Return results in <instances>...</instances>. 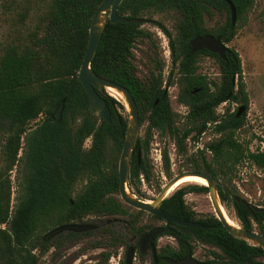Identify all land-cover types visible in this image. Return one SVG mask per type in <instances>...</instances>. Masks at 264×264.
Wrapping results in <instances>:
<instances>
[{
    "label": "trees",
    "instance_id": "trees-1",
    "mask_svg": "<svg viewBox=\"0 0 264 264\" xmlns=\"http://www.w3.org/2000/svg\"><path fill=\"white\" fill-rule=\"evenodd\" d=\"M103 1L0 0V136L4 138L0 264H40L51 244L58 248L65 237L76 235L66 233L44 242V234L57 226L80 223L87 216L121 217L125 235L113 226L104 229L109 240L95 264H107L118 244L163 222L125 205L119 198L117 166L127 126L123 104L104 90L98 92L110 110L111 122L106 124L90 112L88 97L77 82L89 27ZM230 1L236 9L235 25L228 5L220 0H123L119 16L152 21L167 37L170 70L166 79L164 60L156 50L152 33L134 22L106 24L90 69L126 87L136 102L140 126L146 123L129 166L128 188L133 194L149 199L141 191L142 182L153 187L156 195L162 187L154 179L148 159L154 133L168 136L177 155L185 156L187 140L198 142L201 130H211L212 138L196 150L202 163L191 161L187 167L219 181L223 185L217 187L219 198L225 207L231 203L241 227L264 236V212L250 213L242 203H249L248 198L241 194L235 180L240 164L248 163L264 172V150L250 151L248 142H240L236 136L245 125V114L237 116L238 109L248 105L241 59L233 48H228L225 59H221L206 50L192 53L190 47V41L198 35L211 34L224 44L233 40L237 22L254 0ZM215 11L225 13L226 21L208 29L204 19H211ZM143 41L155 49L149 54L148 73L140 76L133 52ZM201 55L215 60L219 78L209 80L198 72ZM173 86L176 92L172 101L166 87ZM62 101V117L57 123L51 116ZM173 103L184 107L186 113L178 114ZM225 103L241 106L234 112L226 108L223 114L218 113L217 108ZM32 123L35 129L28 140L24 177L12 208L10 173L20 161L21 138ZM89 138L90 146L85 149L83 145ZM162 171L170 179V158L165 150ZM245 191L256 195L249 188ZM259 191L262 195L256 206L264 209V180H259ZM207 192L206 186L187 185L161 203V209L169 215L209 228L172 224L170 233L163 236L171 237L176 246L162 247L157 253L158 264H167L165 258L177 260L193 255L199 246L206 250L199 264H264L261 248L230 236L214 214L196 218L187 207L185 195ZM99 245L97 242L95 247Z\"/></svg>",
    "mask_w": 264,
    "mask_h": 264
},
{
    "label": "rangeland",
    "instance_id": "rangeland-1",
    "mask_svg": "<svg viewBox=\"0 0 264 264\" xmlns=\"http://www.w3.org/2000/svg\"><path fill=\"white\" fill-rule=\"evenodd\" d=\"M225 21L226 14H220L219 12L215 11L213 17L208 19L206 24L209 28H214L219 24H223ZM168 25H170V23H168ZM141 27L151 32L153 35V39L157 47L156 50L164 60L165 65L163 77L166 79L167 73L170 70V60L169 57H163L162 55L159 29L156 28L152 21L144 23ZM225 45L228 48L235 49L241 59L243 81L245 82L246 92L248 95V105L242 112V114H245V125L236 133V136L240 142H248L250 151L264 150V0H254V4L250 10L237 22L235 37L230 43ZM153 49H155V47L153 48L148 41L138 43L134 49V64L136 65L138 74L140 76L146 75L148 73V68L151 67L149 54L153 52ZM198 67V72L205 75L209 80L219 78V71L213 58L201 55ZM166 90L173 101L176 88L174 86L169 88L166 87ZM123 101L120 102L125 105V101ZM240 106L241 105L237 103H225L217 108V112L223 114L226 108H228L230 112H234ZM173 107L174 110L178 112V114L184 115L186 113V109L182 106H176L175 103H173ZM127 114L128 113H125L124 116L126 117ZM30 128L31 129L28 130L21 138L22 149L18 153L20 161L17 165H15L14 169L10 173V179L12 183V208L16 204L15 198L19 191V182H21L20 180H23L24 177L23 167L28 153V140L31 133L34 132L35 124L32 123ZM145 128L146 123L140 126L139 138L143 137ZM202 132L199 134L200 138L198 139V142L187 140V153L185 156L177 155L174 145L168 136L159 137L158 134H153L148 152V159L153 169L154 179L159 180L162 186L167 182L168 179L162 171V162L160 165L156 161V150H160L161 152L164 150L167 151L170 158V178L183 171H195L187 167L188 162L196 161L198 163H202V159L200 155L197 154L196 150L198 147L201 148L206 141L212 138L211 130H206L204 133ZM3 140L4 138L0 136V165L2 163L1 151L3 149ZM90 143L91 140L89 138L85 141L84 148L87 149L90 146ZM235 180H238L237 188L241 194H243L245 198H248L249 203L256 206L257 201L262 195L261 191H259V180H264V172L258 170L254 166L249 165L248 163L240 164L237 166V177ZM187 185L198 184L189 183L181 186L180 188ZM246 188H249L253 193L256 192V195L253 196L251 193H247L245 191ZM128 191L132 195H135L129 188ZM141 191L145 194L146 198H149L145 199L146 201H151L150 198H154L156 196L153 187L148 186L144 182H142ZM185 201L187 207L195 212L196 218L213 214L212 206L207 194L188 193L185 195ZM225 209L231 218L237 223V225L241 226V223L236 217L231 203L228 204V207H225ZM161 225H163V222L162 224H157V226ZM94 238L95 236H91V238L84 239L83 243L75 244L64 249L63 251L60 250L59 254L61 255V258L55 257L54 259H51V253L49 252L46 256L41 258L40 264H93L97 262V257L101 251L99 249L87 251L88 247H86V243L88 240ZM167 243L174 245V242L171 238L168 236H163L159 238L157 245L162 246ZM51 250L52 253H54L55 250ZM205 251L206 250L202 246H199L193 254L194 258L197 260H202L205 256ZM123 252L124 251L122 249H119L118 251V254L121 256V258V254ZM148 259L149 255L142 259L136 256L132 264H148Z\"/></svg>",
    "mask_w": 264,
    "mask_h": 264
},
{
    "label": "water",
    "instance_id": "water-1",
    "mask_svg": "<svg viewBox=\"0 0 264 264\" xmlns=\"http://www.w3.org/2000/svg\"><path fill=\"white\" fill-rule=\"evenodd\" d=\"M123 0H104L103 3L96 10L90 27L88 31V45L82 60L81 66L77 73V82L81 84L83 87L87 97H88V106L89 110L92 114L99 116L106 124H110L111 122V114L110 110L106 105L105 100L100 96L98 92H102L103 90L107 92V89H113L117 93H119L124 101V108H126L127 112V126L126 132L124 136L123 146L119 155L117 172H118V194L120 200L127 206L143 211L147 214L156 216L163 220V226H157L143 234L139 238L138 246L141 253L146 251L149 246H151V252L153 254L154 264H157V258L155 249L152 246V240L159 235L169 233L171 230V225L176 224L179 226L191 228V229H202L208 230V226H205L196 221H187L182 220L176 217L169 215L166 211L162 210L160 205L161 203L168 198L173 192L180 187L174 188L176 183L180 181L185 176H197L203 178L207 182V195L209 201L212 206L213 214L216 219L221 223L225 231L232 236L233 238L243 240L249 245L256 246L261 248L264 251V236L247 229L242 228L238 225L230 224L224 213L227 214L224 204L221 202L217 187H223V185L217 181L212 179L209 175L198 172V171H183L179 174H176L172 178L168 179L167 182L161 187L159 193L154 197L151 201H146L139 199L135 195H132L128 191V176H129V166L132 158L133 151L136 148L137 142L139 140L140 133V120H139V112L136 105V102L131 95L130 91L119 84H116L110 80L101 78L94 74L90 69L91 61L95 55L97 47L99 45L100 39L102 37L104 28L107 23L111 25H116L118 23H139L144 24L147 23L148 20L134 18L128 19L124 16L118 15V7L122 3ZM226 2L230 11V18L232 25L236 23V9L233 3L230 0H220ZM191 52L196 53L203 50H206L212 54L218 55L219 58L225 59V53L228 50V47L220 40V38H213L211 35L204 36H195L190 41ZM109 96L115 98L114 96L108 94ZM119 101L117 98H115ZM120 102V101H119ZM244 107L241 106L238 109L237 116H240L244 111ZM125 110V111H126ZM63 112V101L60 102L56 110L53 112L51 119L55 122H60ZM203 130L200 131V133ZM139 156V153H138ZM237 200V199H236ZM247 207H249L251 214L253 212H260L264 209L262 207H257L254 205H250V203H246L242 201ZM223 211H222V208ZM95 228L92 224H67L54 228L50 232H48L44 236V240L47 241L52 239L59 234H62L67 231L82 233L86 231L93 230ZM133 256V248H129L126 255V264H130ZM166 262L168 264H198V261L194 258L192 254H188L184 259L181 260H172L167 259Z\"/></svg>",
    "mask_w": 264,
    "mask_h": 264
},
{
    "label": "flooded vegetation",
    "instance_id": "flooded-vegetation-1",
    "mask_svg": "<svg viewBox=\"0 0 264 264\" xmlns=\"http://www.w3.org/2000/svg\"><path fill=\"white\" fill-rule=\"evenodd\" d=\"M209 18H205L204 19V22H205V26L208 28V29H210L208 26H207V20H208ZM159 34H162L165 38H166V40H167V46H168V48H169V44H168V39H167V37L165 36V34L162 32V31H160L159 30ZM158 34V35H159ZM205 35H211V34H205ZM202 36H204V35H202ZM213 38H219V37H214L213 35H211ZM159 39L161 40V52H162V55H163V57H166L165 56V47H164V45H163V40H162V37L161 36H159ZM221 40V39H220ZM169 60H170V49H169ZM83 148H84V145H83ZM138 153H139V156H140V152L139 151H137V156H138ZM138 156V157H139ZM251 213V212H250ZM150 215V214H149ZM153 216V215H152ZM93 217V218H92ZM86 219H88V220H86ZM71 224H92V225H94L95 226V228L93 229V230H90V231H86V232H82V233H77V232H72V231H67V232H64V233H62V234H66V233H72V234H76V235H74V236H72V237H65L64 239H63V244L60 246V247H55L54 246V244H51L50 245V248L48 249V251L42 256V257H44V256H46L49 252L51 253V259H54L55 257H60L61 258V255L59 254V251L61 250V251H63L64 249H66V248H68V247H70V246H73V245H75V244H80V243H83V240L84 239H86V238H91V236H95V238L94 239H91V240H88L87 241V243H86V247H88L87 248V251L88 250H93V249H99L101 252L99 253V256L97 257L98 259H97V262L101 259V255H102V253L104 252V249H103V246H106V241H108L109 240V235L107 234V232H105V228L107 227V226H113V228H114V230L115 231H117V232H122L124 235L126 234V228H125V221L121 218V217H113V218H111V217H108V216H105V217H95V216H87L86 218H84L83 219V221L82 222H80V223H71ZM65 225H67V224H65ZM163 225H164V222H163ZM163 225H161V226H163ZM62 226V225H61ZM58 227V226H57ZM154 227H157V225L156 226H154ZM153 227V228H154ZM56 228V227H55ZM54 229V228H53ZM53 229H51V230H53ZM152 229V228H151ZM150 229V230H151ZM51 230H49L48 232H50ZM149 231V230H148ZM147 231V232H148ZM171 231V230H170ZM48 232H46L45 234H44V236L48 233ZM146 233V232H145ZM145 233H143V234H145ZM170 233V232H169ZM62 234H59L58 236H60V235H62ZM143 234H141L140 236H138V237H131L126 243H120V244H118L117 245V249H116V254H114V255H112L109 259H108V261H107V263L108 264H121V263H123V264H126V255H127V251H128V249L129 248H133V256H132V261H131V263L130 264H132V262H133V260L135 259V257L137 256L138 258H140V259H142V258H144L145 256H147V255H149V263L148 264H154V259H153V254H152V252H151V246H149L148 247V249L146 250V251H144L143 253H141L140 252V250H139V246H138V242H139V238L143 235ZM166 234H168V233H166ZM44 236H43V241L44 242H49V241H51V240H53V239H55V238H57L58 236H56V237H54V238H52V239H49V240H47V241H45L44 240ZM160 237H163V234L162 235H159V236H156L155 238H156V240H155V238L152 240V246L154 247V249H155V253H156V258H157V253H158V251L162 248V247H164V246H166V245H169V246H172V247H174V246H176V242L171 238V237H169V238H171L172 240H173V242H174V245H172V244H164V245H162V246H158L157 245V243H158V240H159V238ZM155 240V241H154ZM97 242H99V243H101V245H99L98 247H95V244L97 243ZM51 249H54L55 251H54V253H52V250ZM119 249H122L124 252L121 254L122 255V258H121V256H119V254H118V251H119ZM194 256V255H193ZM185 258V257H184ZM184 258H180V259H177V260H181V259H184ZM167 259H170V258H165L164 259V262L165 263H167L166 262V260ZM196 259V258H195ZM172 260H174V259H172ZM197 260V259H196ZM198 261V264H199V261L200 260H197ZM97 262H95V263H97ZM95 263H93V264H95ZM157 264H158V258H157ZM168 264V263H167Z\"/></svg>",
    "mask_w": 264,
    "mask_h": 264
},
{
    "label": "bare ground",
    "instance_id": "bare-ground-1",
    "mask_svg": "<svg viewBox=\"0 0 264 264\" xmlns=\"http://www.w3.org/2000/svg\"><path fill=\"white\" fill-rule=\"evenodd\" d=\"M107 92H108V94L117 98L119 101H123V97L119 93H117L115 90L108 88ZM189 183H195V184H198L201 186H207V182L203 178H200L197 176H185L182 179H180V181H178L176 183L174 188L181 187V186L189 184ZM221 208H222V206H221ZM222 211H223V208H222ZM224 216L226 217L227 221L230 224L235 225V226L237 225V223L231 218V216L228 213L227 214L224 213Z\"/></svg>",
    "mask_w": 264,
    "mask_h": 264
},
{
    "label": "built area",
    "instance_id": "built-area-1",
    "mask_svg": "<svg viewBox=\"0 0 264 264\" xmlns=\"http://www.w3.org/2000/svg\"><path fill=\"white\" fill-rule=\"evenodd\" d=\"M160 36L162 37L163 45L165 47V56L169 57V48L167 46V40H166V38L162 34H160ZM156 156H157V159H156L157 163H159L161 165V162H162V152L160 150H158V151L156 150Z\"/></svg>",
    "mask_w": 264,
    "mask_h": 264
}]
</instances>
